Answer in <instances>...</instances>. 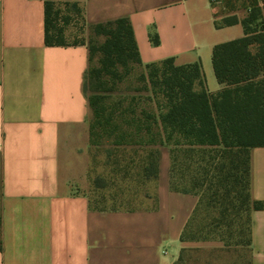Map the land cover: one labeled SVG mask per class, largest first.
Listing matches in <instances>:
<instances>
[{
    "label": "crops",
    "instance_id": "0c3cea01",
    "mask_svg": "<svg viewBox=\"0 0 264 264\" xmlns=\"http://www.w3.org/2000/svg\"><path fill=\"white\" fill-rule=\"evenodd\" d=\"M76 2L89 22L129 18L144 64L200 62L218 92L213 49L241 37V22L217 27L243 6L224 0ZM248 7V0H243ZM45 0H0V264H174L198 196L170 185L162 150L158 207L98 210L87 182V43L45 41ZM157 35L158 42L153 41ZM251 194L264 201V146L251 149ZM252 264H264V209L252 213Z\"/></svg>",
    "mask_w": 264,
    "mask_h": 264
},
{
    "label": "trees",
    "instance_id": "16d2710c",
    "mask_svg": "<svg viewBox=\"0 0 264 264\" xmlns=\"http://www.w3.org/2000/svg\"><path fill=\"white\" fill-rule=\"evenodd\" d=\"M259 6L258 0H248V16L216 22L217 27L241 22L245 33L214 46L213 65L222 88L210 92L200 62L178 65L169 57L144 64L126 16L94 25L102 41H66L60 17L67 14L62 16L67 23L71 9L81 7L45 0L46 43H87L89 48L90 143L98 146L97 138L106 137L113 146L106 149L109 178L98 175L93 186L105 189L121 182L118 189L124 193L122 184L134 182L135 195L154 198L157 208L162 150L168 147L172 190L198 196L181 241L220 239L252 249V213L264 209L263 200L252 198L250 160L251 149L264 146V25H254L263 15ZM153 41L158 42L157 35ZM136 65L144 68L143 85L135 89L139 93L112 99ZM143 99L150 106L140 105ZM89 198L94 209L137 210L129 202L115 201L107 208ZM189 251L183 247L174 264H182Z\"/></svg>",
    "mask_w": 264,
    "mask_h": 264
},
{
    "label": "rangeland",
    "instance_id": "374dc122",
    "mask_svg": "<svg viewBox=\"0 0 264 264\" xmlns=\"http://www.w3.org/2000/svg\"><path fill=\"white\" fill-rule=\"evenodd\" d=\"M262 8V17L258 18L254 25L262 26V20L264 21V0H258ZM243 8L238 12L241 17H246L250 13V8L244 7L243 0H224L223 7L225 10H235L241 6ZM73 14L70 16L69 21L64 23L62 16H67L63 14L60 17V23L64 26L63 37L68 42H74L76 40L88 42L92 37L96 40H103V36H96L93 33V27L95 22H89L83 15L82 11H75L71 9ZM234 16V15H231ZM264 27V26H262ZM144 68L142 66H134L130 75H128L122 82H119L116 90L112 94V99L118 97H125L128 94L139 93L138 87L143 85L142 80L139 79L140 74L143 72ZM146 95V92H142ZM140 105L150 106V103L146 100H142ZM89 134H90V124H89ZM98 146L91 145L89 136V154H88V166H87V182L84 184V190L89 197L99 206H107V208L113 207V203L116 201L117 204L120 203H131L129 206L133 209H153L156 205L154 198H144L142 194L135 195L134 190L138 188L137 184L134 182H124L121 189H125L124 193H121L118 189L119 186L113 187L109 186L105 189H97L93 186L92 180L98 176H104L109 178L110 167L107 165V153L106 149L113 147L112 140L106 137H98ZM168 149V147H163ZM119 180V179H118ZM159 185V181H158ZM129 189V190H128ZM117 194V195H116ZM115 202V203H116ZM127 207H122L125 209ZM184 246L192 249L185 254V261L182 264H252L253 251L251 248L246 246H241L237 244L226 243L224 240H200V241H185Z\"/></svg>",
    "mask_w": 264,
    "mask_h": 264
}]
</instances>
